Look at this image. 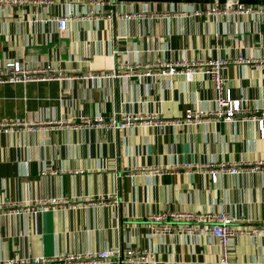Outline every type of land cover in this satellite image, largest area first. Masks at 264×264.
I'll return each mask as SVG.
<instances>
[{
	"label": "crops",
	"instance_id": "1",
	"mask_svg": "<svg viewBox=\"0 0 264 264\" xmlns=\"http://www.w3.org/2000/svg\"><path fill=\"white\" fill-rule=\"evenodd\" d=\"M211 1L114 0L99 6L55 0L46 9H0V67L19 60L28 68L50 65L60 75L0 83V121L47 126L36 133L0 134V202L57 197L77 204L0 214V264L100 250L120 257L129 248L145 251L155 264H264V236H233L221 263L213 237L163 235L149 227L151 214L166 211L224 212L235 218V227L264 225V176L246 168L264 159V133L259 137L251 121L212 117L159 127L157 121L181 119L187 107L211 110V81L201 73L190 81L180 74L132 73L155 61L233 60L240 54L252 61L227 63L224 86L249 110L244 114L262 106L264 14L209 16L204 10ZM66 11L73 18L56 31L52 19ZM130 12L144 17H123ZM125 66L132 70L127 73ZM120 72L125 75L105 76ZM122 113L150 119L151 126L106 125ZM98 117L103 124L94 121ZM222 162L242 164L243 170L219 174L210 183L208 169ZM101 197L109 202L98 203Z\"/></svg>",
	"mask_w": 264,
	"mask_h": 264
},
{
	"label": "built area",
	"instance_id": "2",
	"mask_svg": "<svg viewBox=\"0 0 264 264\" xmlns=\"http://www.w3.org/2000/svg\"><path fill=\"white\" fill-rule=\"evenodd\" d=\"M55 0H0V9L8 10L11 7H22L24 5L40 6L41 8H49ZM99 6L110 5L111 0H91ZM91 13V12H90ZM110 11L106 14L109 16ZM200 11H194L199 14ZM204 13L209 16H229L239 15L249 17L257 14H264V2H248L246 0H212L206 4ZM125 18H143L144 14L130 12L122 14ZM73 15L70 11H66L61 15L54 16L52 21L56 31L62 32L66 28V23L72 19ZM243 61L251 63L252 59L243 58L238 54L236 59L230 60L223 56L208 58L205 60L179 58L169 62H150L144 64L141 71L132 72L138 77L160 78L163 76L171 77L176 74L183 76L185 81H190L194 74H205L209 77L214 90L213 108L209 111L199 108L187 107L184 110L181 119L157 121L159 127H172L178 125L198 124L205 118L212 117L220 119L225 123L236 121H251L256 124L259 137H263L264 128V101L259 108H253L249 114H244L248 109H243L240 105L241 100L233 97L231 90L224 86V80L221 71L229 62ZM127 73L132 70L131 66H125ZM55 70L50 65L38 67H25L19 60L5 62L0 67V83H25L29 81L46 80L60 76L59 73L54 75ZM126 73V74H127ZM102 74H100L101 76ZM125 73H111L105 75L109 77H119ZM95 74H89V77H95ZM104 76V75H102ZM141 115V114H140ZM154 115V114H151ZM153 117V116H152ZM97 125L103 124L102 118H95ZM91 125L89 120H86ZM108 127L117 130L137 126H151V120L141 118L136 114L122 113L117 120H111L106 124ZM47 126L39 122L23 121V120H4L0 121V134L9 133H36L46 129ZM242 164L220 163L211 166L207 174L210 183H215L219 174H236L243 170ZM248 170L256 172L264 176V159H258L249 163ZM156 172V171H155ZM98 203L103 204L109 202L107 198H98ZM76 203H69L64 198L46 197L34 199L30 202L22 201H4L0 202L1 215H19L27 212H40L57 207H74ZM149 227L152 232L163 235H180L188 236L193 234L208 235L216 239L221 248L220 262H226V254L229 248V240L233 236L239 234L260 235L264 236V225H248L245 227H235L233 223L235 218L224 212L213 213H191V212H175L166 211L158 214H151L148 217ZM64 259L62 264H94L99 262H110L114 259L116 263L120 261L126 262H142L155 264L151 256L145 251L135 249H127L122 256L119 257L117 252L109 250H100L97 252H88L83 254H69L53 257H16L3 260V264H56V262Z\"/></svg>",
	"mask_w": 264,
	"mask_h": 264
},
{
	"label": "trees",
	"instance_id": "3",
	"mask_svg": "<svg viewBox=\"0 0 264 264\" xmlns=\"http://www.w3.org/2000/svg\"><path fill=\"white\" fill-rule=\"evenodd\" d=\"M248 2H264V0H246Z\"/></svg>",
	"mask_w": 264,
	"mask_h": 264
},
{
	"label": "water",
	"instance_id": "4",
	"mask_svg": "<svg viewBox=\"0 0 264 264\" xmlns=\"http://www.w3.org/2000/svg\"><path fill=\"white\" fill-rule=\"evenodd\" d=\"M112 2H114V0H111Z\"/></svg>",
	"mask_w": 264,
	"mask_h": 264
}]
</instances>
